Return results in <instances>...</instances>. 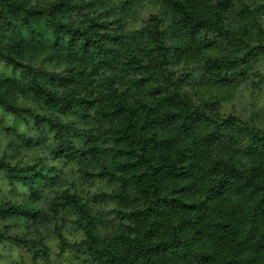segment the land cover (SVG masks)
I'll list each match as a JSON object with an SVG mask.
<instances>
[{"label": "clouds", "instance_id": "1", "mask_svg": "<svg viewBox=\"0 0 264 264\" xmlns=\"http://www.w3.org/2000/svg\"><path fill=\"white\" fill-rule=\"evenodd\" d=\"M0 264H264V0H0Z\"/></svg>", "mask_w": 264, "mask_h": 264}]
</instances>
